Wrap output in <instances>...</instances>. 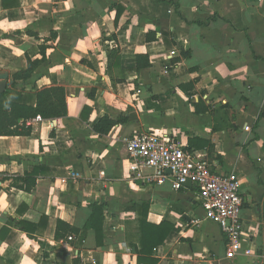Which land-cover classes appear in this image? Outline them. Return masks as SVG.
Returning a JSON list of instances; mask_svg holds the SVG:
<instances>
[{
    "label": "crops",
    "instance_id": "crops-1",
    "mask_svg": "<svg viewBox=\"0 0 264 264\" xmlns=\"http://www.w3.org/2000/svg\"><path fill=\"white\" fill-rule=\"evenodd\" d=\"M137 55L149 61L138 71ZM27 58L41 62L13 82ZM0 72L22 96L63 86L67 110L28 122L29 136H0V264H138L129 208L144 202L147 222L172 226L153 250L158 264H264V0H0ZM104 115L125 120L98 134ZM139 131L237 176L249 254L229 247L192 185L130 173L124 141ZM36 167L30 192L14 186ZM93 203L103 206L101 246L82 233ZM41 216L32 237L10 225ZM57 220L76 232L54 238Z\"/></svg>",
    "mask_w": 264,
    "mask_h": 264
},
{
    "label": "trees",
    "instance_id": "trees-1",
    "mask_svg": "<svg viewBox=\"0 0 264 264\" xmlns=\"http://www.w3.org/2000/svg\"><path fill=\"white\" fill-rule=\"evenodd\" d=\"M1 6L4 9L18 6V0H1ZM46 46L40 47L42 58L44 56ZM41 59L31 60L27 58V67L17 71L12 75V81L17 79L25 80L30 77L33 67L36 66ZM149 65L146 55H137L135 58L134 69L136 71ZM12 82V85H13ZM31 99V100H30ZM33 100V104L30 102ZM66 91L63 86L52 85L35 89L33 95L22 96L21 92L15 93L12 89H6L0 93V136H29L31 127L28 122L36 119L51 120L66 116ZM125 118H111L104 115L97 120L93 126V130L98 134H106L116 124L124 122ZM40 174V168L36 167L30 171L24 172L22 175H14L12 177L13 184L17 188L30 192L35 184L36 178ZM91 213L82 228L85 234L88 229L94 231L96 246L102 245V222H103V206L97 203L90 205ZM136 213L137 218V234L138 238L133 245L137 256V263L158 264V259L153 256V250L162 244L172 230V226L166 222L157 225L147 222L148 203L141 205L133 204L130 208ZM47 218L41 216L37 223H30L25 220L10 222L11 226H16L32 237L34 233L42 232L45 227ZM42 226V228H41ZM6 230V229H5ZM76 232V229L65 223L64 221H56V230L54 238H59L64 234Z\"/></svg>",
    "mask_w": 264,
    "mask_h": 264
},
{
    "label": "built area",
    "instance_id": "built-area-1",
    "mask_svg": "<svg viewBox=\"0 0 264 264\" xmlns=\"http://www.w3.org/2000/svg\"><path fill=\"white\" fill-rule=\"evenodd\" d=\"M124 146L130 173L138 176L142 168L151 169L157 183L169 180L173 190L182 188L189 180L197 190L206 219L219 226L229 247L250 253L242 247V198L240 181L234 173L213 172L204 155L153 131L132 133Z\"/></svg>",
    "mask_w": 264,
    "mask_h": 264
},
{
    "label": "water",
    "instance_id": "water-1",
    "mask_svg": "<svg viewBox=\"0 0 264 264\" xmlns=\"http://www.w3.org/2000/svg\"><path fill=\"white\" fill-rule=\"evenodd\" d=\"M7 79H8V74L6 72H0V93L4 92L7 86ZM170 173V171H167ZM186 186H190L191 182L188 180L185 183Z\"/></svg>",
    "mask_w": 264,
    "mask_h": 264
}]
</instances>
